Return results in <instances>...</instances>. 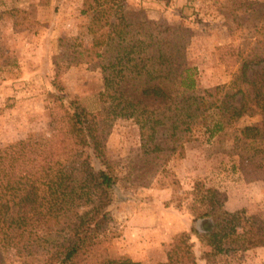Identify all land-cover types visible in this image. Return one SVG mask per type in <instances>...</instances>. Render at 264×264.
<instances>
[{
    "label": "trees",
    "instance_id": "trees-1",
    "mask_svg": "<svg viewBox=\"0 0 264 264\" xmlns=\"http://www.w3.org/2000/svg\"><path fill=\"white\" fill-rule=\"evenodd\" d=\"M123 1L84 0L90 45L59 40L69 51L83 47L72 50L71 61L84 58L102 76L97 109L87 113L76 99L65 106L50 94L63 112L53 118L50 139L0 148V253L24 264H140L110 257L104 247L119 182L105 148L120 118L138 126L140 152L161 173L170 175L165 166L183 156L196 132L208 139L229 138L231 132L241 179L264 182V35L251 48L249 43L225 49L228 84L203 89L186 59L189 29L138 19ZM54 64L52 87L59 94L64 71ZM245 116H258L259 125L235 133V122ZM190 195V234L207 248L205 264H240L235 256L264 248V222L243 210L227 211L224 193L206 187ZM167 254L163 264H198L188 233L177 235Z\"/></svg>",
    "mask_w": 264,
    "mask_h": 264
},
{
    "label": "rangeland",
    "instance_id": "rangeland-1",
    "mask_svg": "<svg viewBox=\"0 0 264 264\" xmlns=\"http://www.w3.org/2000/svg\"><path fill=\"white\" fill-rule=\"evenodd\" d=\"M83 1L0 0V148L28 138L50 139L53 118L63 113L50 94L63 98L65 106L76 99L87 113L97 109L102 76L84 58L71 61L74 48L59 45L61 38L77 39L75 46L90 45ZM123 5L138 19L189 29L186 59L196 68L203 89L228 84L231 65H226L225 49L249 43L251 48L255 38L264 35V0H124ZM54 62L64 71L59 94L52 87ZM259 121L258 116L242 117L234 132L258 126ZM227 134L229 138L208 139L196 132L183 156L167 163L166 175L141 154L133 120L114 122L105 148L119 177L104 234L110 257L163 264L172 240L188 233L198 264H205L201 257L207 248L190 234L195 207L190 193L196 189L212 187L226 195L227 211L243 210L247 217L264 222V182L241 179L232 133ZM234 260L264 264V248L240 253ZM24 263L0 253V264Z\"/></svg>",
    "mask_w": 264,
    "mask_h": 264
}]
</instances>
